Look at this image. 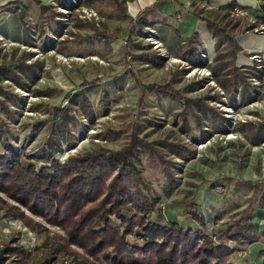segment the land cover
I'll return each mask as SVG.
<instances>
[{"label": "rangeland", "instance_id": "374dc122", "mask_svg": "<svg viewBox=\"0 0 264 264\" xmlns=\"http://www.w3.org/2000/svg\"><path fill=\"white\" fill-rule=\"evenodd\" d=\"M190 3L202 9L198 0ZM93 4L83 0V7L93 9L98 19H87L81 8L73 10L57 1L42 13L39 23L28 19L24 43L0 36V67L26 63L35 66L36 72L34 80L19 74L24 87L0 79V154L11 149L36 159L50 151L54 136L58 139L56 159L66 163L100 149L119 152L136 131L150 145L140 156L145 176L162 195L159 207L163 211L152 214L153 220L162 225L169 221L188 224L192 219L187 212L196 206L210 238L235 247L219 238L227 229L235 231L240 219L251 213L253 224L263 234L248 236L252 243L262 241V246H254L249 254L245 246L231 262L261 264L264 143L254 145L253 138L258 134L264 139V59L258 52L240 53L233 39L217 48L215 58H204L200 67H194L178 56L171 57L154 28H139L123 19L109 2ZM213 17L220 27L236 29L226 18ZM51 18L55 25L48 28L45 25L52 24ZM157 40L161 45H155ZM147 51L164 56L165 66L157 69L147 63ZM215 69L218 78L213 75ZM234 69L241 74L236 86L230 77ZM152 85H169L189 99L206 103L225 117V129L217 127L210 115L198 112L200 118H196L183 101L157 92ZM4 212L0 204V239L8 245L19 237L38 254L34 262L29 254L30 260L20 264H47L50 255L57 260L60 253L72 258L70 264H85L81 248L61 244L59 235L64 231L59 227L33 217L49 232H31L30 236L22 232V222L2 219ZM50 246L47 258H40Z\"/></svg>", "mask_w": 264, "mask_h": 264}, {"label": "trees", "instance_id": "16d2710c", "mask_svg": "<svg viewBox=\"0 0 264 264\" xmlns=\"http://www.w3.org/2000/svg\"><path fill=\"white\" fill-rule=\"evenodd\" d=\"M93 1L97 5L111 3L123 19L139 28L148 24L143 18L135 22L127 13L123 0H89V5L94 6ZM61 5H67V0L61 1ZM41 8L43 12L48 9L45 6ZM233 8L234 5L229 10ZM4 10L20 15L27 35L26 14L18 1L7 5ZM262 10L264 13V8ZM197 16L207 22L210 29H216L217 36L223 34L228 45L232 43L233 38L225 35L216 22L200 14ZM257 19L264 23V16ZM91 38L88 35V39ZM221 42L222 39L218 46ZM196 45V37H191L180 46L179 51L182 60L200 67L204 53L199 54ZM145 54V61L157 69L164 67L167 62L164 56L149 51ZM34 67L26 63H3L0 79L12 80L24 87L25 83H22L19 74L34 80ZM213 75L218 78L216 69ZM238 76L241 77L240 71L234 69L233 75H230L234 86L238 83ZM151 87L183 101L184 106L191 108L198 119V112L205 117L210 115L217 127L225 129V117L217 115L201 100L189 99L169 85ZM55 141L58 142V139L53 136L50 151L36 159L16 154L11 149L0 154V194L7 198L0 195V204L5 210L2 219L20 221L30 232L39 234L49 232L43 222L50 227H59L64 231V235H59L61 244L67 248H81L85 264H234L231 257L245 249V246L253 244L248 235L263 234L253 224L250 213L240 219L235 231L227 229L224 236L219 238L233 243L235 247L217 244L204 230L205 223L196 206L189 209L187 216L202 227L199 232L185 229L175 221L165 225L155 222L151 215L162 213L163 209L159 207L162 195L156 193L145 176L140 156L147 153L150 145L141 141L136 131L129 145L119 152L100 149L85 157L72 158L66 163L56 159L58 146ZM260 143H264V139L261 140V135L255 134L253 144ZM171 150L177 151L174 146ZM172 190L168 191V196ZM5 253L19 256L22 263L30 260L29 253L21 247H7ZM260 255L264 259V249Z\"/></svg>", "mask_w": 264, "mask_h": 264}, {"label": "crops", "instance_id": "0c3cea01", "mask_svg": "<svg viewBox=\"0 0 264 264\" xmlns=\"http://www.w3.org/2000/svg\"><path fill=\"white\" fill-rule=\"evenodd\" d=\"M18 1L21 9L26 14V19L33 22L42 21L41 6L48 7L49 10L53 2L60 3L63 0H0V36L9 39L16 43H24L25 31L24 24L19 14H15L4 10L7 5ZM127 13L134 18L136 22L139 18H143L148 24L144 27H152L160 34L161 41L164 44L165 49L168 51L171 57L178 56L181 59V52H179L180 46H183L186 41L191 37H196L199 54L204 53L208 59H213L217 55V48H224L228 43L224 40L223 34L217 36L216 29H210L207 22L203 21L197 14L203 17H209L213 19V16H217L215 12H205L203 9H193L191 11H184L180 17H178L175 3L173 0H123ZM180 3L190 2V0H178ZM195 1V0H193ZM206 2L220 10H229L231 6L242 8L249 11L253 17H263L264 0H206ZM52 10V9H51ZM52 21V18L51 20ZM55 24L49 25V22L45 25L51 27ZM48 27V28H49ZM249 25L247 28H251ZM225 35L233 38L236 44L239 46L240 53L242 52H258L257 56L264 59V36L263 34H256L251 29L249 31L242 32L246 28H240L235 25L234 30L229 28H222ZM232 28V29H233ZM230 31V32H229ZM232 31V32H231ZM222 39L220 46L218 42ZM174 55V56H173ZM240 56V55H239ZM240 61L244 58L242 55L239 57ZM241 63V62H240ZM191 220V219H190ZM181 223V222H180ZM190 224V225H189ZM182 225V224H181ZM185 229H193L198 231L201 226L196 222L189 221L188 224H183ZM262 241H257L248 246V254L254 249V246H262ZM264 249L259 248L260 251ZM263 258L260 255V262L262 264Z\"/></svg>", "mask_w": 264, "mask_h": 264}, {"label": "built area", "instance_id": "2783aa9c", "mask_svg": "<svg viewBox=\"0 0 264 264\" xmlns=\"http://www.w3.org/2000/svg\"><path fill=\"white\" fill-rule=\"evenodd\" d=\"M175 3V9L177 12L178 17L181 16V14L186 10L191 11L194 9V7H192V4L190 2H184V3H180L178 0H173ZM198 3L200 4L201 8L205 11V12H215L217 14V16L219 18H226V20L228 22H230L231 24L237 25L240 28H247L250 26H252L253 28H251L252 31L259 33V34H263L264 35V23L262 21H260L259 19L253 17L249 11L244 10L242 8H238L235 7L233 9L230 10H220V9H216L215 7L209 5L206 1L203 0H198ZM70 9L73 10H78L79 8H81L82 12L86 15L87 19H98V15L97 13L93 10V9H86L83 7V0H67V5ZM157 44L161 45L160 41L157 40L156 42V46ZM203 59L207 58L206 55L202 54ZM16 222V221H13ZM264 222V219L261 221V223ZM260 223V225H261ZM259 225V227H260ZM22 232H28L30 236H32V233L30 231H28L27 228H21ZM261 227L258 231H261ZM6 239L1 240L0 239V263L3 264L2 262L5 259H9L7 261H4V263L6 264H20V258L19 257H9V255H7L5 253V250L7 249V247H13V246H17V247H21L23 249H25L29 254H31V261L34 262V260L36 259L37 255H35L37 252H33L30 248L31 244L28 243V245H25L24 243L22 244L21 239L19 237H16V239H12L9 241L8 245H6ZM51 246L50 248H45V254H41L39 255L40 258H47V253L49 250H51ZM42 251V252H44ZM241 253V251H240ZM56 254V253H54ZM52 256L50 255L49 258L46 260L45 263L47 264H70L71 263V257L67 254V253H60L59 255L57 254V260H55L54 258H51ZM11 261H13L11 263ZM32 264V263H31Z\"/></svg>", "mask_w": 264, "mask_h": 264}]
</instances>
